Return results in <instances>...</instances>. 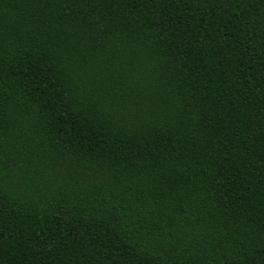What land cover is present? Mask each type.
<instances>
[{
  "label": "trees",
  "instance_id": "1",
  "mask_svg": "<svg viewBox=\"0 0 264 264\" xmlns=\"http://www.w3.org/2000/svg\"><path fill=\"white\" fill-rule=\"evenodd\" d=\"M0 264H264V0H0Z\"/></svg>",
  "mask_w": 264,
  "mask_h": 264
}]
</instances>
